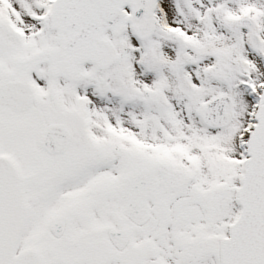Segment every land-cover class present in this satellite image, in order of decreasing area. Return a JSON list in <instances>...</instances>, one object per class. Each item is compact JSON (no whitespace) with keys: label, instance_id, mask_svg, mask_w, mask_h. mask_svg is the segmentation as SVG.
Listing matches in <instances>:
<instances>
[{"label":"snow or ice","instance_id":"1","mask_svg":"<svg viewBox=\"0 0 264 264\" xmlns=\"http://www.w3.org/2000/svg\"><path fill=\"white\" fill-rule=\"evenodd\" d=\"M0 264H264V0H0Z\"/></svg>","mask_w":264,"mask_h":264}]
</instances>
